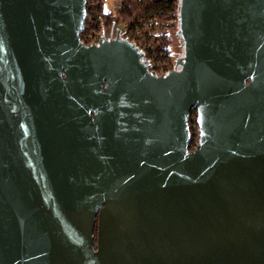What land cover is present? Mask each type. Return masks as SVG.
Listing matches in <instances>:
<instances>
[{"label": "water", "instance_id": "obj_1", "mask_svg": "<svg viewBox=\"0 0 264 264\" xmlns=\"http://www.w3.org/2000/svg\"><path fill=\"white\" fill-rule=\"evenodd\" d=\"M178 1L158 75L87 0H0V264H264V0Z\"/></svg>", "mask_w": 264, "mask_h": 264}, {"label": "trees", "instance_id": "obj_2", "mask_svg": "<svg viewBox=\"0 0 264 264\" xmlns=\"http://www.w3.org/2000/svg\"><path fill=\"white\" fill-rule=\"evenodd\" d=\"M116 14L105 12L103 0H87L85 28L80 34L85 45L98 42L103 30H109L113 21L117 23L125 39L136 44L146 55L149 68L164 75L175 67L174 44L180 41L178 0H118ZM197 114L189 119L191 130L190 150L199 142Z\"/></svg>", "mask_w": 264, "mask_h": 264}, {"label": "rangeland", "instance_id": "obj_3", "mask_svg": "<svg viewBox=\"0 0 264 264\" xmlns=\"http://www.w3.org/2000/svg\"><path fill=\"white\" fill-rule=\"evenodd\" d=\"M118 8H119L118 0H103V9L105 12L116 14L118 12ZM174 54H175L176 59L182 57L183 55V49L181 47V42L178 39L175 40Z\"/></svg>", "mask_w": 264, "mask_h": 264}, {"label": "built area", "instance_id": "obj_4", "mask_svg": "<svg viewBox=\"0 0 264 264\" xmlns=\"http://www.w3.org/2000/svg\"><path fill=\"white\" fill-rule=\"evenodd\" d=\"M117 34V23L116 21H113L112 26L109 31L103 30L100 34V37L98 38V41L101 39H113L116 37Z\"/></svg>", "mask_w": 264, "mask_h": 264}]
</instances>
